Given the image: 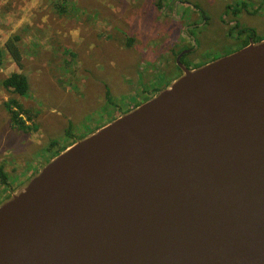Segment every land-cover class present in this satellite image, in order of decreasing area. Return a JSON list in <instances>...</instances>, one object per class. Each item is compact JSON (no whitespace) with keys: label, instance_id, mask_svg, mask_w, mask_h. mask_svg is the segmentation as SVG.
Instances as JSON below:
<instances>
[{"label":"water","instance_id":"95a60500","mask_svg":"<svg viewBox=\"0 0 264 264\" xmlns=\"http://www.w3.org/2000/svg\"><path fill=\"white\" fill-rule=\"evenodd\" d=\"M179 58L0 204V264H264V39Z\"/></svg>","mask_w":264,"mask_h":264},{"label":"rangeland","instance_id":"374dc122","mask_svg":"<svg viewBox=\"0 0 264 264\" xmlns=\"http://www.w3.org/2000/svg\"><path fill=\"white\" fill-rule=\"evenodd\" d=\"M14 35L21 67L6 48ZM250 37L264 39V0H0V204L66 146L178 78L193 38L190 69ZM13 72L26 77L24 96L1 84Z\"/></svg>","mask_w":264,"mask_h":264},{"label":"trees","instance_id":"16d2710c","mask_svg":"<svg viewBox=\"0 0 264 264\" xmlns=\"http://www.w3.org/2000/svg\"><path fill=\"white\" fill-rule=\"evenodd\" d=\"M157 5L159 6L160 3H157ZM232 11H237V9H233ZM19 39L20 37L17 35L11 37L9 40L6 41V48L10 53V55L12 56L15 63L18 65V67H21V53L16 45V42ZM247 43H248V39L243 41L241 46H244ZM1 56H2V51L0 49V57ZM1 84L5 90L14 93L18 96H24L28 90V83L26 77L22 73H17V72L10 73L1 80ZM11 104L14 105L16 108L20 109L21 111V105L17 101L12 99ZM9 111L15 123L18 124L19 128H25L26 125L24 119L18 114L19 112L12 110L11 106L9 107ZM0 179L3 182H5L6 180L5 174L3 173L1 167H0Z\"/></svg>","mask_w":264,"mask_h":264},{"label":"flooded vegetation","instance_id":"af4514ba","mask_svg":"<svg viewBox=\"0 0 264 264\" xmlns=\"http://www.w3.org/2000/svg\"><path fill=\"white\" fill-rule=\"evenodd\" d=\"M249 40H251V37L249 38ZM194 41H195V40H194V38H193V40L191 41L192 49L194 48V44H193ZM241 47H242V46H240L239 48H241ZM239 48H238V49H239ZM192 49H191V50H192ZM183 50H185V51L182 52V55H180L181 57H180V60H179V61H180V63L184 64L187 68L190 69L192 66L189 65L188 60L184 59V56H185V55H188V54H189L190 52H192V51L189 50V49H183ZM236 50H237V49H236ZM233 51H234V50H233ZM177 66H178V65H177ZM178 67H179V66H178ZM179 68H180V67H179Z\"/></svg>","mask_w":264,"mask_h":264},{"label":"crops","instance_id":"0c3cea01","mask_svg":"<svg viewBox=\"0 0 264 264\" xmlns=\"http://www.w3.org/2000/svg\"><path fill=\"white\" fill-rule=\"evenodd\" d=\"M44 21H47V17H44ZM29 24H32V21H29Z\"/></svg>","mask_w":264,"mask_h":264}]
</instances>
